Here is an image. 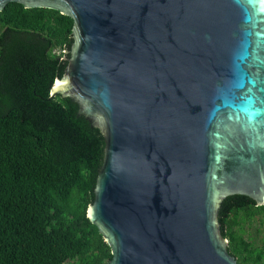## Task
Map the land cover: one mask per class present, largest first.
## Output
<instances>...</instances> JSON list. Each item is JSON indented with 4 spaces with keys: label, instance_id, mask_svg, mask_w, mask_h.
Here are the masks:
<instances>
[{
    "label": "water",
    "instance_id": "obj_1",
    "mask_svg": "<svg viewBox=\"0 0 264 264\" xmlns=\"http://www.w3.org/2000/svg\"><path fill=\"white\" fill-rule=\"evenodd\" d=\"M10 2L74 20L50 95L104 137L87 216L108 264H240L219 212L264 205V0Z\"/></svg>",
    "mask_w": 264,
    "mask_h": 264
},
{
    "label": "trees",
    "instance_id": "obj_2",
    "mask_svg": "<svg viewBox=\"0 0 264 264\" xmlns=\"http://www.w3.org/2000/svg\"><path fill=\"white\" fill-rule=\"evenodd\" d=\"M73 26L51 8L10 2L0 11V264L112 258L87 216L104 137L71 98L50 95L67 66ZM219 221L240 264H264V205L229 196Z\"/></svg>",
    "mask_w": 264,
    "mask_h": 264
},
{
    "label": "snow or ice",
    "instance_id": "obj_3",
    "mask_svg": "<svg viewBox=\"0 0 264 264\" xmlns=\"http://www.w3.org/2000/svg\"><path fill=\"white\" fill-rule=\"evenodd\" d=\"M240 87H243V84H242V83L240 84ZM246 102L249 103V104H251V103H253L254 101H253L251 98H249Z\"/></svg>",
    "mask_w": 264,
    "mask_h": 264
},
{
    "label": "built area",
    "instance_id": "obj_4",
    "mask_svg": "<svg viewBox=\"0 0 264 264\" xmlns=\"http://www.w3.org/2000/svg\"><path fill=\"white\" fill-rule=\"evenodd\" d=\"M64 52H66V51L64 50Z\"/></svg>",
    "mask_w": 264,
    "mask_h": 264
}]
</instances>
